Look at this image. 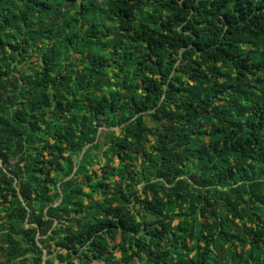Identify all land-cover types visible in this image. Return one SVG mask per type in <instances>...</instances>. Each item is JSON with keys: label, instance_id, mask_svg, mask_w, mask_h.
Wrapping results in <instances>:
<instances>
[{"label": "trees", "instance_id": "1", "mask_svg": "<svg viewBox=\"0 0 264 264\" xmlns=\"http://www.w3.org/2000/svg\"><path fill=\"white\" fill-rule=\"evenodd\" d=\"M0 264H264V0H0Z\"/></svg>", "mask_w": 264, "mask_h": 264}, {"label": "rangeland", "instance_id": "2", "mask_svg": "<svg viewBox=\"0 0 264 264\" xmlns=\"http://www.w3.org/2000/svg\"><path fill=\"white\" fill-rule=\"evenodd\" d=\"M31 59L33 60L34 58L32 57ZM115 163H116V160H115ZM93 167H94V168H98L99 166L95 164ZM98 171H100V170H98ZM117 255H119V253H117ZM44 258H45V257H44Z\"/></svg>", "mask_w": 264, "mask_h": 264}]
</instances>
